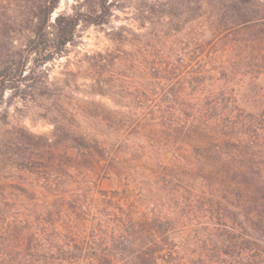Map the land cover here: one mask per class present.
Masks as SVG:
<instances>
[{"label":"rangeland","instance_id":"374dc122","mask_svg":"<svg viewBox=\"0 0 264 264\" xmlns=\"http://www.w3.org/2000/svg\"><path fill=\"white\" fill-rule=\"evenodd\" d=\"M150 1L122 0L107 24H81L74 44L46 67V95L25 101L13 90L4 93L0 135L16 131L19 136L24 130L51 141L56 130L60 137L64 131L90 145L80 149L59 137L68 166L49 155L34 173L0 165V208L6 202L18 212L8 214L6 222L23 217L24 199L11 194L25 188L52 209L58 230L69 234V246L70 237L86 245L90 217L82 222L70 210L55 215L50 207L55 198L63 196L70 203L74 190L94 198L105 192L125 221L143 222L159 213L177 218L189 202L199 201V206L201 197L209 196V188H201L198 180L191 181V193L184 188L193 161L189 142L181 139L179 121H171L164 110L172 104L191 113L209 111L225 75L237 84L229 89L239 106L245 100L240 80L249 81L250 89L264 90V0H175L170 10L175 17L161 18L169 24L152 19L140 25L139 10H147ZM23 5L24 0H0V13L15 17ZM73 5L61 0L52 16L70 14ZM20 42L18 38L14 45ZM63 191L69 195H61ZM196 220L190 216L180 222L199 231ZM186 234L169 237L181 245ZM22 248L19 240L0 234L1 264L21 256Z\"/></svg>","mask_w":264,"mask_h":264},{"label":"trees","instance_id":"16d2710c","mask_svg":"<svg viewBox=\"0 0 264 264\" xmlns=\"http://www.w3.org/2000/svg\"><path fill=\"white\" fill-rule=\"evenodd\" d=\"M60 1L24 0L17 16L0 13V105L8 90L19 93L25 101L46 95L50 87L47 65L74 44L81 24H107L122 0H71L74 5L70 14L52 16ZM174 1H150L145 6L147 10H139L140 25L142 20L175 17L170 11ZM18 38L21 42L15 46ZM97 58L102 59V55L97 54ZM225 77L212 96L209 111L191 113L172 104L164 110L171 121H179L181 139L189 142L193 161L188 162L184 188L191 193V181L196 180L201 188H209V196H202L199 206H195L199 201L189 202L177 218L159 213L150 221L132 222L111 208L105 192H97L99 197L94 198L74 190L70 203L61 196L50 205L55 207V215L70 210L82 222L90 217V242L79 245L70 237L69 246V234L58 230L52 209L39 204L35 193L17 188L11 195L24 199L23 217L6 222L8 214L18 212L2 203L0 234L19 240L23 248L21 256H11L6 262L158 264L162 260L169 264H264V90L250 89L249 81L240 80L245 100L239 106L229 89V85L237 84L228 75ZM19 132V136L16 131L0 135V165L9 163L34 173L41 167L44 155H49L68 166L69 157L61 153L60 138L80 149L90 147L83 137H70L64 131L60 137L55 130L51 141L24 130ZM47 182L55 186L50 180ZM58 201L61 203L57 206ZM84 202H88L86 207ZM190 216L197 219L195 225L204 235L181 224L182 217ZM178 232L187 233L181 245H175L169 237Z\"/></svg>","mask_w":264,"mask_h":264}]
</instances>
